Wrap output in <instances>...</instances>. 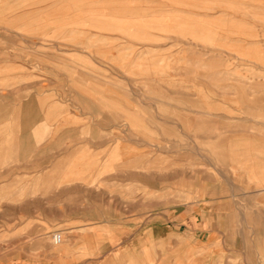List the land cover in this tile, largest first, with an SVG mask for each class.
I'll return each mask as SVG.
<instances>
[{"label":"rangeland","instance_id":"obj_1","mask_svg":"<svg viewBox=\"0 0 264 264\" xmlns=\"http://www.w3.org/2000/svg\"><path fill=\"white\" fill-rule=\"evenodd\" d=\"M190 1V4L171 6L173 12L171 20H164L166 6H158L159 19L151 21L145 20V16L139 14V12H148L141 10V6H135L137 9H132L131 15H126L128 17L126 19L123 15L125 11L120 9L121 6L108 8L97 5L93 9L94 13L105 12L113 15L93 21L94 33L126 34L125 52L101 51L112 48L110 46L117 43L107 46L106 43L94 41V52L88 54L92 61L86 53H57V58H54L53 54L47 56L45 68L31 69V77L40 78L31 80V83L41 81L44 84L42 88L45 92L46 124L57 123L60 119L62 123H66L68 119L58 116L61 110H55L53 107L54 73L57 75V80L60 78L94 80L93 82L125 80L124 85L113 84L110 81V84L104 87L112 88L109 93L110 99L115 97L116 100L125 102V149L111 152L107 164H89L86 168H88L87 172H98L103 177L110 178L100 182L96 187L121 194L117 197V203L125 208L133 205L135 199H139L137 198L139 193L142 222L145 225L151 217L156 218L161 231L158 235H165L167 231L164 228L174 223L176 218L181 219L186 216L188 208L206 201L207 194L213 192L215 183L222 175L238 178L240 183H245L247 188L260 191L264 197V147H256L264 146L261 142L264 141V125H262L264 124V80L261 79L262 75L256 72H253V80H247L244 54L243 57L235 58L236 56L233 57L228 51L233 43L245 44L244 41L238 40L240 36L235 35L236 32L231 33L228 29H222L217 31L221 35H213L215 32L207 30L205 23L198 20L200 14L215 12V8L216 12H228L233 11L236 6L199 5L193 3L197 0ZM103 7L105 10L102 9ZM136 12L138 14L134 15ZM116 14L120 15V20L114 19L119 17ZM108 17L112 19L109 20ZM155 24L159 34V49L165 48L167 44H173V50L147 51V46L150 45L148 34ZM134 32L137 34L135 37H133ZM244 37L241 38L245 40ZM133 44L138 46L135 47ZM116 48L115 46L114 50ZM203 50L215 51L203 52ZM55 60L56 69L53 68ZM71 60L78 67L74 64L67 67L71 64L69 63ZM123 86L124 92H119L117 87ZM106 98L105 95L98 97L102 102H105ZM88 99L92 100L93 96L86 92L85 100ZM85 111L92 114L97 110L90 105ZM55 112L56 118H54ZM155 113L158 123L156 128L154 127L156 130L150 131L149 117L150 114ZM204 114L219 115L216 120L218 126L216 131H202L203 128H207L204 126ZM140 117L143 119L141 120ZM224 127L233 131L221 132L219 128L224 129ZM49 135L51 133L47 132L46 136ZM89 154L83 151L81 156L88 158ZM70 167L69 164L57 165V170L64 176L65 172H69ZM33 182L30 180L29 184L36 183ZM69 183L72 182H62L63 223L60 228L47 227L54 224L53 193L54 188H57V181L47 177L46 181L39 185V189L30 185V188L14 190V195L8 196V202L16 208H28L29 203L33 211L0 213V221L3 215L11 221L8 227L0 228V264H40L44 254L57 253V249L61 250L67 246L71 237L89 235L87 233L91 232V229H74L71 227L72 224L67 222L70 215H77L73 208L78 199L75 195H71L70 185L64 187ZM59 185L58 182V187ZM72 192H76L75 189ZM17 193L21 194L15 195ZM38 193L44 195L36 196L35 194ZM85 199L88 202L89 198ZM114 199H110V202H114L111 204H116ZM262 201L264 203V199ZM33 203H36L37 214L32 208ZM122 206L116 212L110 208L109 212L101 214L109 225L116 227L115 230L106 227L101 235L122 236L124 232L120 227L122 221L133 216ZM247 216L251 222L250 213ZM29 219L31 222L33 219L39 223L44 221L47 226L41 224L40 228L32 226L23 228L27 226ZM250 222H248L250 230L246 233L249 237L252 230ZM253 224L260 244L254 241L253 245H247V264H264V259L257 260V257H264V244H261L264 242V217L262 220L255 218ZM255 225L263 227L256 228ZM147 226H150L149 223ZM56 233H61L64 237L63 244L58 247L52 242V236ZM148 236V229L143 228L142 264L149 263ZM93 247L100 250L87 252L86 246H81L83 250L79 251L80 260L94 258L102 260L105 264L111 262L136 264L135 261L140 260V257L134 253L135 246L132 244ZM158 250V264L174 263L171 256H165L162 247L159 246ZM93 253L95 255H92ZM144 257L147 259L144 260Z\"/></svg>","mask_w":264,"mask_h":264},{"label":"crops","instance_id":"obj_2","mask_svg":"<svg viewBox=\"0 0 264 264\" xmlns=\"http://www.w3.org/2000/svg\"><path fill=\"white\" fill-rule=\"evenodd\" d=\"M190 3V0H0V213L33 211L29 203L28 208H16L8 202V196H13L14 190H24L31 186L38 188L47 177H50L57 181V188H54L53 193L54 224L47 226L44 221L39 223L33 219V223L29 219L27 226L23 228H31V226L40 228L41 224L49 228L62 226V182L66 181L72 183L65 184L64 187L70 185L71 195L78 198L73 208L77 215H70L67 222L71 223L74 229L92 230L87 233L89 235L71 237L67 246L61 250L57 249V253L44 254L40 264H105L102 260L94 258L82 261L79 258V251L83 250L81 246H86L87 252H93L100 250L94 248L95 245L112 244L134 245L133 251L140 257L135 263L142 264L143 228L148 229L149 235L148 264H158L159 246L163 248L165 256L172 257L173 264H247V245H253L254 241L260 244L253 223L255 218L262 220L264 217L262 216L264 197L260 191L252 190L247 188L245 183H240L238 178L222 175L215 183L213 192L207 194L206 201L188 208L186 216L181 219L176 218L174 223L167 225L164 228L167 231L165 235H158L161 231L156 218L151 217L149 222L143 224L139 193L137 196L139 199H135L133 205H128L131 208H125L117 203V197L121 194L96 187L100 182L110 178L103 177L98 172H87L86 166L107 164L111 152L125 149V102L116 100L115 97L110 99L109 93L112 88L104 87L109 85L110 81L113 84L124 85L125 80H95V82L63 78L57 80V75L54 73L53 107L55 110H61L58 116L68 118L66 123H62L60 119L54 124H46L43 82L31 83V80L40 79L38 76L31 77V69L45 68L48 55L53 54L54 58H57V53H86L89 56V53L94 52V41L106 43L107 46L117 43L110 46L112 48L101 50L104 52L126 51V34L94 33L93 21L113 15L105 12L94 13L95 6L102 5L108 8L121 6L120 9L125 11L123 15L126 19H128L126 15H131L132 9H137L135 6H141V10L148 12H139V14L144 15L145 20L151 21L159 19L158 6H166L164 20H171L173 16L171 6ZM193 3L236 6L233 11L228 12H216L215 8V12L200 14L198 20L205 23L207 30H213L215 32L213 35H221L217 31L222 29H228L231 33L236 32L235 35L240 36L238 40L244 41L245 44L233 43L228 51L233 57L236 56L235 58L243 57L244 54L247 80H253V72L260 73L261 79L264 80V0H197ZM78 9L83 10L78 11ZM102 9L105 10L104 7ZM137 14L138 12L134 15ZM116 15L119 17L114 19L120 20V15ZM156 28L157 24L148 34L150 45L147 46V51L173 50V44H167L165 48L159 49V34ZM135 36L137 34L134 32L133 37ZM167 36L173 35L167 34ZM242 36H245V40L241 38ZM115 46L116 50H114ZM211 51L215 50H203V52ZM222 51L227 52V50ZM89 58L92 61L90 56ZM69 63L71 64L67 67L72 64L78 67L73 60ZM53 68H57L56 60ZM71 85L74 86L70 87ZM117 89L119 92H124V86ZM86 92L93 96L92 100H85ZM104 95L107 98L102 102L98 97ZM90 105L97 111L92 114L85 113V109ZM63 111L66 113L63 114ZM218 116L204 114V126L207 128H203L202 131H216ZM56 117L55 112L54 118ZM140 119L142 120L143 117ZM157 123V114H150V131L156 130L154 127L156 128ZM219 130L233 131L227 127ZM47 132L51 135L46 136ZM83 151L90 153L88 158L81 156ZM65 164L71 167L63 176L60 171L58 172L57 165ZM30 180L36 183L29 184ZM73 189L76 192H72ZM18 194L21 193L15 195ZM35 195L41 196L44 193ZM87 197L88 202L85 199ZM111 198H115L113 201L116 204H111L114 203L110 202ZM32 205L37 214L36 203ZM121 206L123 209H128L126 212L133 214L122 221L120 225L124 230L122 236L101 235L106 227L114 230L116 228L115 225H109L101 214L109 212L110 208L116 212ZM2 218L0 228L8 227L11 221L4 215ZM248 222L252 228L250 237L246 234L250 230ZM148 223L150 226H147ZM255 227L263 226L255 225ZM257 258V260L264 259L263 256Z\"/></svg>","mask_w":264,"mask_h":264},{"label":"built area","instance_id":"obj_3","mask_svg":"<svg viewBox=\"0 0 264 264\" xmlns=\"http://www.w3.org/2000/svg\"><path fill=\"white\" fill-rule=\"evenodd\" d=\"M52 242L55 246H61L64 242V237L63 234L61 233H56L52 236Z\"/></svg>","mask_w":264,"mask_h":264}]
</instances>
